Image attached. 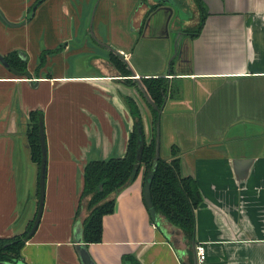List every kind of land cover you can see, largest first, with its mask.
Segmentation results:
<instances>
[{
    "label": "crops",
    "instance_id": "obj_1",
    "mask_svg": "<svg viewBox=\"0 0 264 264\" xmlns=\"http://www.w3.org/2000/svg\"><path fill=\"white\" fill-rule=\"evenodd\" d=\"M197 1L176 12L152 0H0V238L38 218L23 264H80L84 167L124 157L128 100L145 142L158 124L160 159L176 147L197 184L198 264H264V0ZM16 58L27 75L9 66ZM157 78L166 91L154 125L139 87L149 97L142 79ZM32 111L43 118L42 172L25 135ZM143 188L140 170L103 217L102 242L87 244L91 258L192 264L180 232L152 222Z\"/></svg>",
    "mask_w": 264,
    "mask_h": 264
},
{
    "label": "trees",
    "instance_id": "obj_2",
    "mask_svg": "<svg viewBox=\"0 0 264 264\" xmlns=\"http://www.w3.org/2000/svg\"><path fill=\"white\" fill-rule=\"evenodd\" d=\"M195 3L201 8L197 0ZM8 63L10 67L18 70L20 75H27L25 64L21 60L16 58ZM116 65L122 68L121 64L116 63ZM142 84L153 104L160 109L166 91L165 80L161 78L142 79ZM128 106L134 126L124 157L107 161H92L84 167L83 188L80 194V207L85 203L88 211L82 225L84 241L86 244L102 242V219L113 212L115 198L131 183L130 178L136 166L138 168L136 176L140 170L142 171L143 187L149 176L152 175L150 184L152 207L158 215L180 232L187 248H189L187 256L190 260V247L194 240V211L201 202L197 184L193 178L184 177L181 174L179 151L176 147H171L169 160L159 159L157 162L154 160L155 136L153 135L149 143L145 142L139 109L132 100H128ZM152 116L153 124L156 125L158 122L157 109L152 108ZM153 128L155 133V126ZM139 132H141V136ZM25 135L30 159L40 167L42 172L45 160V143L43 118L40 112L32 111L29 114ZM140 146L141 151L139 150ZM155 163L156 167H154ZM38 184V202L41 203L43 196L41 177ZM80 207H78V212ZM37 221L30 222L21 235L0 238V262L17 263L21 261V249L30 237L31 230Z\"/></svg>",
    "mask_w": 264,
    "mask_h": 264
},
{
    "label": "water",
    "instance_id": "obj_3",
    "mask_svg": "<svg viewBox=\"0 0 264 264\" xmlns=\"http://www.w3.org/2000/svg\"><path fill=\"white\" fill-rule=\"evenodd\" d=\"M155 1L157 3H162L165 4V6L169 7V8H174V10L176 12H178V10H181V7L184 6V0H152ZM0 18L4 21V18L0 15ZM140 91L142 92V94L144 95L146 101L154 108L158 110V113H160V109H158L152 102V100L145 94L143 88L140 86ZM139 135L141 136V132H139ZM139 142L141 143V139L139 140ZM139 150L141 151V146L139 147ZM159 151H160V128L159 125L157 124L156 127V139H155V158L154 160L157 162L160 159L159 156ZM139 160V158H138ZM154 167H156V163L154 165ZM137 167L135 166L130 178V181H134L136 173H137ZM244 175L238 176V179H244ZM152 181V175L149 176L148 181L146 182L144 188H143V198H144V202L146 205V208L148 209V213L151 217V220L154 224L159 225V220H158V215L156 213V211L154 210V208L152 207V203H151V195H150V184ZM101 188V186H100ZM196 242L195 240H192L191 242V256H192V264H198V260H197V256H196ZM74 249L77 253L78 259L80 261V264H96L94 262V260L91 258L89 252H88V248H87V244L84 241V237H83V227L79 228L78 231L75 232V239H74ZM0 264H23L21 261L17 262V263H2L0 262Z\"/></svg>",
    "mask_w": 264,
    "mask_h": 264
},
{
    "label": "built area",
    "instance_id": "obj_4",
    "mask_svg": "<svg viewBox=\"0 0 264 264\" xmlns=\"http://www.w3.org/2000/svg\"><path fill=\"white\" fill-rule=\"evenodd\" d=\"M196 256L198 263H202L206 258L205 249L202 245L196 246Z\"/></svg>",
    "mask_w": 264,
    "mask_h": 264
},
{
    "label": "rangeland",
    "instance_id": "obj_5",
    "mask_svg": "<svg viewBox=\"0 0 264 264\" xmlns=\"http://www.w3.org/2000/svg\"><path fill=\"white\" fill-rule=\"evenodd\" d=\"M27 219H31V218H26V220H27Z\"/></svg>",
    "mask_w": 264,
    "mask_h": 264
}]
</instances>
